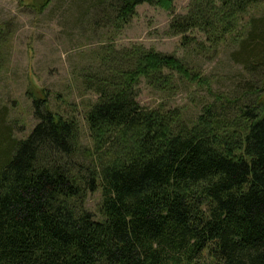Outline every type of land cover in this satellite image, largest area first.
I'll return each mask as SVG.
<instances>
[{"label":"trees","instance_id":"16d2710c","mask_svg":"<svg viewBox=\"0 0 264 264\" xmlns=\"http://www.w3.org/2000/svg\"><path fill=\"white\" fill-rule=\"evenodd\" d=\"M197 1L170 30L185 47L187 33L203 32L213 53L239 32L231 60L246 76L232 94L209 93L195 121L178 106L139 103L142 80L175 89L163 69L203 79L142 47L111 72L101 56L84 78L97 96L87 147L45 99H32L38 123L23 139L0 109V264H264V14L241 23L264 0ZM172 2L99 0L95 14L126 25L137 5ZM204 43L195 54L205 56ZM97 190L98 216L84 206Z\"/></svg>","mask_w":264,"mask_h":264},{"label":"rangeland","instance_id":"374dc122","mask_svg":"<svg viewBox=\"0 0 264 264\" xmlns=\"http://www.w3.org/2000/svg\"><path fill=\"white\" fill-rule=\"evenodd\" d=\"M191 3L173 0L170 9L143 3L135 7L129 23L121 25L113 16L95 14L99 0H0V109L7 111L5 120L13 135L23 139L38 123L32 99L41 98L49 110L75 122L80 142L87 147L91 142L84 116L97 96L83 84L84 78L97 72L101 56L108 57L105 70L111 72L112 61L137 47L172 55L195 77L203 78L189 80L163 69L166 76L173 72L175 89L160 93L142 80L135 90L144 107L161 101L167 107H181L185 117L195 121L201 106L210 101L209 93L232 94L234 85L246 76L231 60L236 44L230 39L239 32L229 35L215 53L197 29L186 34L193 41L183 46L182 35L171 31L170 25L190 10ZM263 14L264 2L250 9L241 23ZM195 41L205 42V56L195 54ZM100 198V190L88 194L85 208L96 214Z\"/></svg>","mask_w":264,"mask_h":264}]
</instances>
